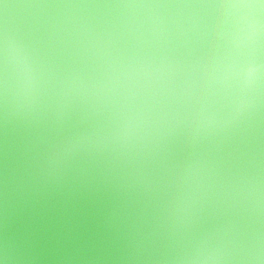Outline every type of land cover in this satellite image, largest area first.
Masks as SVG:
<instances>
[{"label": "water", "instance_id": "95a60500", "mask_svg": "<svg viewBox=\"0 0 264 264\" xmlns=\"http://www.w3.org/2000/svg\"><path fill=\"white\" fill-rule=\"evenodd\" d=\"M0 264H264V0H0Z\"/></svg>", "mask_w": 264, "mask_h": 264}]
</instances>
